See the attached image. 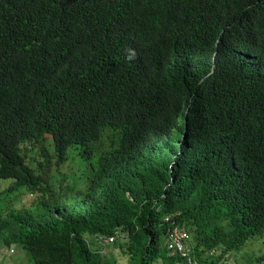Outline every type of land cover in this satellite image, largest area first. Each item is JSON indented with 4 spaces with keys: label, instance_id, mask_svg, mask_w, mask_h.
Listing matches in <instances>:
<instances>
[{
    "label": "trees",
    "instance_id": "16d2710c",
    "mask_svg": "<svg viewBox=\"0 0 264 264\" xmlns=\"http://www.w3.org/2000/svg\"><path fill=\"white\" fill-rule=\"evenodd\" d=\"M0 179V253L32 264H176L167 216L207 264L264 235V0H0ZM121 234L123 262L88 241Z\"/></svg>",
    "mask_w": 264,
    "mask_h": 264
},
{
    "label": "rangeland",
    "instance_id": "374dc122",
    "mask_svg": "<svg viewBox=\"0 0 264 264\" xmlns=\"http://www.w3.org/2000/svg\"><path fill=\"white\" fill-rule=\"evenodd\" d=\"M183 114V113H182ZM28 149H38V145H29ZM51 153L53 148L50 146ZM82 148L74 146L69 152L68 161L60 168L57 166L52 171V184L58 192L66 199V204L74 199H82L87 196V188L91 178L94 176L95 168L99 159L98 154L91 158L82 156ZM36 152H31L28 162L33 165L36 162ZM33 167V166H32ZM12 184V180L0 179V190H6ZM2 195L1 204L7 206L9 197L15 208L29 207L33 204L35 197L28 193L26 188H21L16 193ZM14 197V198H13ZM72 204V203H71ZM192 237V235L190 234ZM89 244L94 251L100 252L105 258H117L123 262L124 256L121 249L127 243L126 236L121 234L113 244L104 246L95 237H88ZM194 244L191 238L190 246ZM220 251L215 254L219 257ZM0 264H32L28 254L20 245L13 248H2L0 253ZM219 264H264V235L248 241L241 249L230 252L226 258H222Z\"/></svg>",
    "mask_w": 264,
    "mask_h": 264
},
{
    "label": "built area",
    "instance_id": "2783aa9c",
    "mask_svg": "<svg viewBox=\"0 0 264 264\" xmlns=\"http://www.w3.org/2000/svg\"><path fill=\"white\" fill-rule=\"evenodd\" d=\"M165 222L168 223L166 230L165 246L170 255L177 259L176 264H207L196 259L192 254L190 243V234L180 226L174 224L172 216H167ZM117 236L99 238L98 241L104 245H110L117 241Z\"/></svg>",
    "mask_w": 264,
    "mask_h": 264
}]
</instances>
